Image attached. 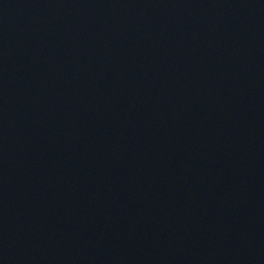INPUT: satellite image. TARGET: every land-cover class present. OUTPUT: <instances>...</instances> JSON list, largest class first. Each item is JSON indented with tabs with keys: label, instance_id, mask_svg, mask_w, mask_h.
<instances>
[{
	"label": "water",
	"instance_id": "water-1",
	"mask_svg": "<svg viewBox=\"0 0 264 264\" xmlns=\"http://www.w3.org/2000/svg\"><path fill=\"white\" fill-rule=\"evenodd\" d=\"M0 264H264V0H0Z\"/></svg>",
	"mask_w": 264,
	"mask_h": 264
}]
</instances>
